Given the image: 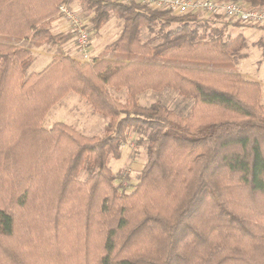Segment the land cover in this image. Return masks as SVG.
<instances>
[{"label": "trees", "instance_id": "trees-1", "mask_svg": "<svg viewBox=\"0 0 264 264\" xmlns=\"http://www.w3.org/2000/svg\"><path fill=\"white\" fill-rule=\"evenodd\" d=\"M74 1L93 14L95 31L123 19L106 46L120 56L58 53L30 72L32 51L18 41L72 39L51 23ZM222 18L118 0H0V36L9 39L0 40V264H264L262 84L205 65L247 57V38L225 36ZM143 27L155 37L144 40ZM167 88L192 98L187 114L138 102ZM69 92L108 119L103 135L42 126ZM130 129L148 131L149 143L126 194L109 160L121 157Z\"/></svg>", "mask_w": 264, "mask_h": 264}, {"label": "rangeland", "instance_id": "rangeland-1", "mask_svg": "<svg viewBox=\"0 0 264 264\" xmlns=\"http://www.w3.org/2000/svg\"><path fill=\"white\" fill-rule=\"evenodd\" d=\"M72 7L86 22H88L91 34L90 61L102 57H119L120 54L106 50V46L113 42L121 33L124 24L123 19L112 15L99 31H95L90 22V18L93 14L87 11L77 1L72 3ZM227 20L229 19L223 17L218 24H225L224 26H226L227 29L225 36L231 35L235 37L243 34L247 38V57L237 62L205 65L208 66V68L227 72H238L245 78L260 81L263 85L261 101L264 104V45L259 43L260 39L264 40V28L235 25L234 21L227 22ZM53 21H58L55 22L54 26L51 24V29L54 33L61 32V30L65 29L66 30L62 32H69L65 26L62 28L59 27V23L61 25L64 23L59 19L58 15ZM142 37L144 40L153 39L155 33L150 32L147 27H143ZM0 40L9 39L0 36ZM18 44H24L30 47L34 59L29 66V71L37 72L43 69L51 61L52 57L60 53V51L67 54V48L65 51L63 49L72 44V39H68L66 42L56 45L50 43L34 44L29 41H18ZM68 53L70 55L71 52ZM124 91V96L122 94H119V97L116 96L122 101L126 99V90ZM139 94L138 102L142 105H150L157 100H163L170 108L182 112L183 114H187L190 111V104L193 101L192 98H186L170 88L161 91L147 90ZM113 96L115 95L113 94ZM59 121L70 124L85 135L100 136L105 132V124L108 119L104 115L95 112L91 104L85 98L81 97L76 92H69L46 114L42 126L49 129ZM128 135L127 142L122 145L121 157L119 159L110 158L109 160V166L116 176L115 183L119 186L120 191L126 194L133 192L140 180L141 171L147 162L149 143L148 131L142 130L141 132H135V130L130 129ZM87 176L88 171L84 168L81 169L78 178L84 180Z\"/></svg>", "mask_w": 264, "mask_h": 264}, {"label": "built area", "instance_id": "built-area-1", "mask_svg": "<svg viewBox=\"0 0 264 264\" xmlns=\"http://www.w3.org/2000/svg\"><path fill=\"white\" fill-rule=\"evenodd\" d=\"M148 3L153 8L170 10L173 14L195 13L203 18L221 16L252 26L264 27V6H252L244 1L225 0H118ZM59 19L73 33L78 57L90 61L91 34L86 22L71 4L59 6Z\"/></svg>", "mask_w": 264, "mask_h": 264}, {"label": "crops", "instance_id": "crops-1", "mask_svg": "<svg viewBox=\"0 0 264 264\" xmlns=\"http://www.w3.org/2000/svg\"><path fill=\"white\" fill-rule=\"evenodd\" d=\"M55 22H58V21H52V26H54V24H55ZM63 26H65L64 24L63 25H61L60 23H59V27L60 28H62ZM253 27H262V28H264L263 26H253ZM66 30V29H65ZM65 30H61V32L62 31H65ZM74 40V38H72V44L71 45H68L69 47H64V51L66 50V48H67V50H68V52H71L70 53V55H72L73 57H76V58H78L79 59V57H78V53H77V50H76V44H75V41H73ZM68 52H66L67 54H69ZM60 53H65V52H62V51H60ZM258 81V80H257ZM260 82V81H259ZM261 83V82H260ZM262 84V83H261ZM125 89H121V90H115V89H112L111 88V92L115 95V96H117V97H119V94H122L123 96L125 95V91H124ZM262 90H263V85H262ZM140 95V94H139ZM139 95H138V99H139ZM139 101V100H138ZM140 103V102H139Z\"/></svg>", "mask_w": 264, "mask_h": 264}]
</instances>
